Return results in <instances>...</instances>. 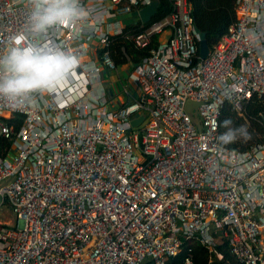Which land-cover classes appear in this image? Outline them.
Returning a JSON list of instances; mask_svg holds the SVG:
<instances>
[{
    "label": "built area",
    "instance_id": "built-area-1",
    "mask_svg": "<svg viewBox=\"0 0 264 264\" xmlns=\"http://www.w3.org/2000/svg\"><path fill=\"white\" fill-rule=\"evenodd\" d=\"M152 1L80 0L83 20L19 42L61 47L83 65L59 98L0 100V141L10 143L0 148V183L10 180L0 208L11 210L0 264H177L188 244L207 264H264V141L240 151L217 139L225 105L245 117L264 102V0H236V23L204 60L188 0H169L173 12L140 34L124 31L116 18ZM29 8L0 0V52ZM118 38L149 55L119 64ZM121 66L119 92L106 78ZM180 264H193L192 249Z\"/></svg>",
    "mask_w": 264,
    "mask_h": 264
},
{
    "label": "clouds",
    "instance_id": "clouds-1",
    "mask_svg": "<svg viewBox=\"0 0 264 264\" xmlns=\"http://www.w3.org/2000/svg\"><path fill=\"white\" fill-rule=\"evenodd\" d=\"M29 14L24 25L13 37L9 47L0 52V100L13 108L23 107L35 94L61 96L74 86V77L82 69L80 56L48 43L21 41L35 39L50 30L74 25L86 17L80 0H29ZM227 130L217 137L221 145H230L239 138L250 139L245 126L233 127L223 121Z\"/></svg>",
    "mask_w": 264,
    "mask_h": 264
},
{
    "label": "trees",
    "instance_id": "trees-1",
    "mask_svg": "<svg viewBox=\"0 0 264 264\" xmlns=\"http://www.w3.org/2000/svg\"><path fill=\"white\" fill-rule=\"evenodd\" d=\"M158 1L157 13L149 23L130 25L124 31L133 32V34L137 35L153 24L168 17L173 12L172 3L169 0ZM188 2L193 9L195 25L205 34L206 42L210 50H213L219 40L228 33L230 27L237 21L236 0H188ZM157 43L158 36H155L150 47H155ZM114 49L118 52L115 58L119 64H125L127 62V56L133 62L140 63L149 55V49H136L131 41L120 38L114 44ZM262 116H264V102L257 99H254L247 108L245 117H239L230 105H225L220 119V134H223L227 130L222 126L223 121L231 120L233 127L245 126L251 138L248 140L239 138L235 143L223 146L229 150L245 151L253 145L262 143L264 141V123ZM9 145L10 143L7 141H0V148ZM189 248L192 249L193 264H207L208 252L197 244L186 245L183 253L177 258V264L181 263ZM221 251L225 254V257L235 263L226 247L223 250L221 249Z\"/></svg>",
    "mask_w": 264,
    "mask_h": 264
},
{
    "label": "water",
    "instance_id": "water-1",
    "mask_svg": "<svg viewBox=\"0 0 264 264\" xmlns=\"http://www.w3.org/2000/svg\"><path fill=\"white\" fill-rule=\"evenodd\" d=\"M159 6V1L158 0H153L148 6L140 10L139 12H132L128 13L125 15H121L116 18V20L121 21V24L123 26H130L134 24H147L151 21V19L156 15L157 9ZM196 33L199 35V55L202 60L206 59L209 52L210 48L206 42L205 39V34L200 31V29L196 26L195 27ZM127 59L129 60V56H127ZM196 104L189 102L187 104V111L188 113L192 116L193 112V107H195ZM144 115H141L138 119L132 121V126L136 127L138 126L141 121L144 119ZM196 123L199 125L198 120H196ZM10 182V180H6L3 183H0V188L3 187L4 185H7ZM2 202V197L0 196V204Z\"/></svg>",
    "mask_w": 264,
    "mask_h": 264
},
{
    "label": "rangeland",
    "instance_id": "rangeland-1",
    "mask_svg": "<svg viewBox=\"0 0 264 264\" xmlns=\"http://www.w3.org/2000/svg\"><path fill=\"white\" fill-rule=\"evenodd\" d=\"M116 27H118V23H116ZM116 27L113 25L112 22H108V19H106V24H105V27H104L106 32L107 31H111V28H112L113 30L109 34H115L119 30L118 28H117L118 30L115 29ZM163 38H164V36H163ZM119 72H120V75H121V79L123 81V85H121V83H119L118 91L119 92H122L123 87L127 85V82L126 81H127L128 74H127V69L126 68H120L119 69ZM113 76L115 77V80L119 81L118 80L119 77L116 74H114V75L108 74L107 75V79H108V83L107 84H111L112 85V82L111 81L114 79V78H112ZM120 95L121 96L118 99V102H120V104L121 103H125L126 100H127V97H125L126 94L124 95V94L120 93ZM115 106H118V105H116V104L115 105H109V107H113V108ZM0 210H1V212H0L1 213L0 221L1 222L9 221V219L11 218V216H10V214H11L10 208L7 207V206H2L0 208Z\"/></svg>",
    "mask_w": 264,
    "mask_h": 264
},
{
    "label": "crops",
    "instance_id": "crops-1",
    "mask_svg": "<svg viewBox=\"0 0 264 264\" xmlns=\"http://www.w3.org/2000/svg\"><path fill=\"white\" fill-rule=\"evenodd\" d=\"M112 29V28H111ZM113 30V29H112ZM111 30V31H112ZM163 36H164V38H163ZM163 36H161L160 37V40L161 41H165L166 40V34H164ZM120 68H126V67H123V66H121ZM119 68V69H120ZM119 69H118V71L117 72H114L113 74L111 73V75H114V74H116L119 78H118V80L120 81H117V80H115V77L113 76L112 78H114L111 82H112V85L111 84H108L109 86H110V88H113V87H115V88H118V86H119V83H121V85H122V83H123V81H122V79H121V75H120V72H119ZM107 79V78H106ZM106 83H108V80H107V82Z\"/></svg>",
    "mask_w": 264,
    "mask_h": 264
}]
</instances>
